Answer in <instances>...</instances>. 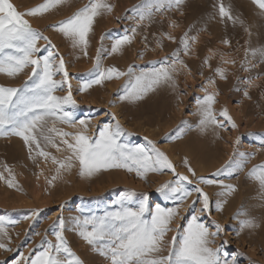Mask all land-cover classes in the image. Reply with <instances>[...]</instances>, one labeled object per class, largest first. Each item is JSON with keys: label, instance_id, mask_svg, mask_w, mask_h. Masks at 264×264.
<instances>
[{"label": "rangeland", "instance_id": "obj_1", "mask_svg": "<svg viewBox=\"0 0 264 264\" xmlns=\"http://www.w3.org/2000/svg\"><path fill=\"white\" fill-rule=\"evenodd\" d=\"M11 2L18 10L25 11L43 0ZM108 2L114 5L113 11L96 18L88 37L87 56L80 48H73L70 40L49 25L70 17L88 0H68V3L43 16L28 17L32 27L48 36L64 58L72 96L76 101V106H68L67 110L73 113L77 122L80 119L88 122L89 135H94L99 127L115 124L118 120L126 132L130 133L122 138V142L149 147L147 141H154L175 165L176 172L187 175L193 181L192 184H186L190 190L197 185L196 177L200 176L225 185H236L237 191L227 197L220 195L224 189L219 183L199 185L207 192L210 201V213H202L200 222L211 231L216 230L215 224L221 226L222 232L216 237L214 246L222 247L229 259L235 257L237 264H264V193L256 182L247 178V172L253 166L264 163V148L260 143L264 139V59L259 54L253 57L250 52L246 53V49L257 52L264 49V16L251 0H223L226 6L231 5L233 15L239 16L244 23L221 22L216 7L218 0H185L180 11L173 8L156 14L151 23L144 21L138 26V17L133 9L142 0ZM173 21L178 27L170 26ZM132 28L137 31L131 44L125 45L121 52L108 55L114 41L125 33L132 35ZM186 32L189 36L197 37L189 55H184L180 44V38ZM165 33L174 36L176 40L167 39ZM224 39H228L230 44H223ZM39 44L43 46L46 42L41 40ZM101 46L106 50L101 58L105 69L115 66L127 72L131 66L139 74L153 67H161L159 62L166 56L171 57L177 49H180L179 59L184 64L174 65V87L161 84L144 99L134 103L119 98L123 94L127 76L105 80L81 92L82 83L93 78L90 70L93 69L97 50ZM45 54L41 52L38 55ZM225 60H234L235 63H225ZM217 68L225 70L226 80L216 74ZM30 71V68H26L14 78L0 74V85L23 87ZM54 79L62 80L63 76L58 73ZM209 80L215 83H209ZM247 81L254 83L249 85ZM204 89H207V93ZM245 90L250 99L244 96ZM67 91L65 85L63 90H57L54 94L64 96ZM217 93L213 110L224 127L215 130L209 127L207 131L201 132L198 127L201 114L197 99ZM224 108L232 116L235 128L219 116ZM48 126L51 127V123ZM56 127L67 132L78 130L60 123ZM178 127L185 131L181 138L175 139L173 137L177 135ZM42 147L58 160L70 154L63 145L61 151H57L42 141ZM234 153L255 155L249 156L242 171L222 172L213 176L230 158L240 160ZM32 155L35 156V152ZM185 157L196 171V177L184 166ZM74 163L76 166L70 171L58 174L57 165L51 159L45 160L38 156L35 161L30 159L19 137H0V172L5 177L0 179V217L4 218V226L11 237L10 241L4 239V243L12 249H0V264H14L21 254L42 251L41 245L46 241L55 242L56 229L52 224L57 217L65 220L64 234L73 251L85 264H108L72 230L74 217L103 215L106 210H115L117 205L113 201L119 200L121 196L126 197L133 207L142 202H146L150 209H154L157 204L165 208H173L178 204L157 191L161 185L176 179L171 171L148 172L144 178L138 177L135 171L128 172L125 169L102 170L92 176H81L78 162ZM5 164L15 176V187H9L6 182L10 177L4 170ZM54 176L55 180L52 179ZM196 196L193 191L183 203L180 209L183 219L177 218L166 240L170 241L177 234L176 224L181 225L182 233L191 215L199 211L201 203L192 204ZM225 200L223 210L217 211V203ZM238 212L247 213V216H237ZM33 213L36 215L31 218ZM248 217H254L258 227L241 229L240 222Z\"/></svg>", "mask_w": 264, "mask_h": 264}, {"label": "snow or ice", "instance_id": "obj_2", "mask_svg": "<svg viewBox=\"0 0 264 264\" xmlns=\"http://www.w3.org/2000/svg\"><path fill=\"white\" fill-rule=\"evenodd\" d=\"M264 16V0H251ZM68 3V0H43L33 7L20 11L11 0H0V74L7 77H17L26 68H30V75L23 87H11L0 85V137H19L28 150L29 158L35 161L36 157L45 160L51 159L57 165V173L70 171L79 165L81 176H92L102 170L125 169L128 172L135 171L137 176L144 178L148 172L163 173L171 171L176 179L161 185L157 191L164 194L166 199L177 201L173 208L161 207L159 204L150 209L146 202L133 207L126 197L121 196L119 200L113 201L117 205L115 210H106L103 215L91 214L85 217H74L72 219V230L89 246L91 251L103 257L108 264H237L236 258H228V253L222 247L214 246L222 228L215 224V231H211L204 223L200 222L202 213H210V201L207 192L199 185H213L219 183L224 189L220 195L227 197L237 191L236 185H225L204 176L196 177V171L191 167L187 157L183 164L198 183L194 189H189L186 184L193 181L187 175L176 172L175 165L168 158L165 152L161 151L154 141L148 140L149 147L145 145H130L122 142L125 135H130L116 120L115 124H105L97 129L94 135H89L88 122L80 119L78 122L72 112L67 110L68 106H76L73 99L69 72L64 58L59 54L56 45L42 32L34 29L28 17H40L53 9ZM185 0H142L135 6L133 11L138 17V26L147 21L151 23L156 14H162L175 8L180 11ZM221 22L231 21L233 24H243L239 16L233 15L231 5H225L223 0H218L216 5ZM114 5L108 0H88V3L77 9L70 17L49 25L50 28L62 34L71 41L73 48H80L87 56L89 34L97 17L113 11ZM181 15L183 12L181 11ZM178 27L175 21L170 25ZM137 29L132 28L131 33H125L117 38L111 46L108 55L121 52L125 45H129L134 38ZM245 31H248L245 28ZM250 34V33H249ZM167 39L175 41L176 38L170 34H164ZM103 40V37L101 38ZM45 41L41 46L39 41ZM197 40L196 36H189L186 32L180 38L184 55H189L191 45ZM223 44L229 45L230 41L224 39ZM106 50L101 46L97 50L96 62L90 70L92 79L85 80L80 88L81 92L87 91L94 84H102L105 80L119 79L127 76L128 80L123 85V94L119 97L121 101L134 103L144 99L149 93L156 90L161 84L175 86L174 65L184 64L179 59L180 49L171 57H164L160 61L161 67H153L149 71H142L136 74L130 66L127 72L120 71L115 66L103 68L101 64L102 54ZM45 52V55H38ZM253 57L257 54L264 59V49H246ZM225 63H235L234 60H225ZM155 63V62H154ZM207 64V60H205ZM186 67V65H185ZM58 73L62 74V80L54 79ZM216 74L222 80L227 79L224 69L217 68ZM209 83H215L209 80ZM252 85L253 81H247ZM67 85V94L57 96V90H63ZM207 93V89H204ZM244 96L251 97L247 90ZM217 94H206L203 98L197 99L201 119L199 130L207 131L209 127L213 130L223 128L224 123L217 119L213 110ZM233 128L236 127L232 116L227 108L219 112ZM115 120V115L113 114ZM51 123V127H49ZM66 124L77 128L75 132L63 131L56 127V124ZM185 129L178 127L177 135L173 138L179 139ZM59 138V143L57 142ZM147 140V137H145ZM50 145L61 151L66 146L70 153L63 159L51 155L42 147ZM264 148V139L260 141ZM35 152V156L32 154ZM240 157L239 161L230 158L221 168H218L213 176L222 172L238 173L242 171L248 162V158L254 153H234ZM4 170L9 173L6 180L9 187H15V176L12 170L5 164ZM247 178L256 182L264 193V163L253 166L247 172ZM0 179H5L3 172H0ZM53 180L56 179L54 176ZM52 181H49L51 183ZM193 191L197 194L196 200L192 202L201 203V208L196 214L191 215L187 224L183 227L176 224V235L171 240L166 236L173 231L172 225L177 218L183 219L180 209L183 203L190 197ZM218 202L217 211L223 210V203ZM247 213L238 212L237 216ZM36 213H33L34 218ZM26 219H29L26 217ZM215 223V222H214ZM5 220L0 217V249L11 251L12 249L4 243V239L11 240L7 229L4 226ZM241 229L258 227L254 217H248L240 222ZM52 227L55 242L46 241L42 244V251L29 252L28 255L21 254L20 259L14 264H85L69 245L65 236L66 222L63 217H57ZM39 235V233H37ZM166 253V254H165Z\"/></svg>", "mask_w": 264, "mask_h": 264}, {"label": "bare ground", "instance_id": "obj_3", "mask_svg": "<svg viewBox=\"0 0 264 264\" xmlns=\"http://www.w3.org/2000/svg\"><path fill=\"white\" fill-rule=\"evenodd\" d=\"M130 121V120H129ZM121 171V170H120ZM121 174V173H120ZM118 176V175H117ZM62 183V182H61ZM51 196V195H50ZM10 199V198H9Z\"/></svg>", "mask_w": 264, "mask_h": 264}]
</instances>
